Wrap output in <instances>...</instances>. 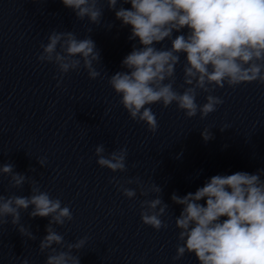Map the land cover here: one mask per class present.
I'll return each instance as SVG.
<instances>
[{
    "label": "clouds",
    "instance_id": "clouds-1",
    "mask_svg": "<svg viewBox=\"0 0 264 264\" xmlns=\"http://www.w3.org/2000/svg\"><path fill=\"white\" fill-rule=\"evenodd\" d=\"M74 11L78 20L85 18L99 25L103 10L100 0H61ZM107 8L115 11L121 26H130L129 40H138L132 51L124 57L121 67L111 75L108 83L120 97L119 104L132 120L144 122L150 132L158 129V121L150 105L161 103L167 108L173 103L187 118L198 113L201 119L217 110L224 100L212 93L225 85L235 88L241 84L264 85V0H105ZM120 7L117 9V4ZM130 4L131 8L123 7ZM112 25L109 24L108 28ZM186 30V31H185ZM91 29L88 32L91 33ZM42 52L37 56L41 63L54 64L59 73L57 87L70 71H87L90 79L100 72L94 62H100V52L90 35L78 39L72 31L52 30ZM170 42V47L165 46ZM160 45V47H157ZM181 55L184 56L183 63ZM182 63L183 83L176 85V67ZM200 92L206 93V102L197 103ZM228 129L225 125L220 130ZM205 142L213 139L211 131L204 129ZM97 164L113 173L126 172V147L107 152L103 143L95 147ZM41 167L45 160H37ZM14 165H0V174L10 177L13 188L30 185L29 196L0 194V229L8 224L17 226L20 235L36 240L30 227L20 223L21 212L30 218L49 217L39 251L47 253L44 264H80L73 255L83 249L86 239L66 242L56 231L73 219L70 208L59 198L42 191L38 182L14 171ZM35 170V169H32ZM264 169L255 173L235 172L215 175L194 193L183 197L173 193V203L182 206L176 216L179 229L176 254L173 261L186 253L194 254L199 264H264ZM124 197H137V189L125 187L116 177L112 181ZM137 185L139 195L162 192L154 182L145 184L139 176L125 181ZM205 201L204 204L200 203ZM169 205L161 195L140 201V218L143 224L159 231L168 225L161 219ZM226 217V219H221ZM56 246H59L56 247ZM66 249V250H65ZM21 264H29L24 258Z\"/></svg>",
    "mask_w": 264,
    "mask_h": 264
}]
</instances>
